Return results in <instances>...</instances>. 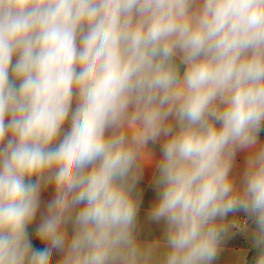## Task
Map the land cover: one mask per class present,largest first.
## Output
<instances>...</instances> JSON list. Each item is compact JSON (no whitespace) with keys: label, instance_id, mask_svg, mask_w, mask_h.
<instances>
[{"label":"clouds","instance_id":"9594fccd","mask_svg":"<svg viewBox=\"0 0 264 264\" xmlns=\"http://www.w3.org/2000/svg\"><path fill=\"white\" fill-rule=\"evenodd\" d=\"M261 133L264 0H0V264H264Z\"/></svg>","mask_w":264,"mask_h":264},{"label":"crops","instance_id":"0c3cea01","mask_svg":"<svg viewBox=\"0 0 264 264\" xmlns=\"http://www.w3.org/2000/svg\"><path fill=\"white\" fill-rule=\"evenodd\" d=\"M68 125L66 124L65 127ZM261 141H264V133H261L260 136ZM156 157L159 158V146L157 145L154 149ZM246 154L244 152H239L236 158V167L234 168L235 173H240L243 170L244 159ZM150 171L148 170L145 174V180L141 185V188L144 190V198L143 205L140 211V221L143 226V233L141 239H154L158 238L161 235V227L155 224H149L146 222V210L149 208L152 200L155 197V193L153 191V186L150 183ZM53 195V191L49 188L47 191L42 193L43 200L47 201ZM241 219H243V213L238 214ZM249 228H254V225L249 223ZM34 243L36 246L40 245L39 241L34 239ZM254 251L250 242V233L245 235L243 233L237 234L234 239L230 240L225 246L224 250L220 254L218 260L215 264H238L239 255L241 253L246 255L247 260L249 261L250 254ZM57 257L54 255L53 260L55 261ZM250 264V261H249Z\"/></svg>","mask_w":264,"mask_h":264},{"label":"trees","instance_id":"16d2710c","mask_svg":"<svg viewBox=\"0 0 264 264\" xmlns=\"http://www.w3.org/2000/svg\"><path fill=\"white\" fill-rule=\"evenodd\" d=\"M255 255H256V252H255V250H254V251H252V253L250 254V258H249L250 264H251V262L253 261Z\"/></svg>","mask_w":264,"mask_h":264}]
</instances>
